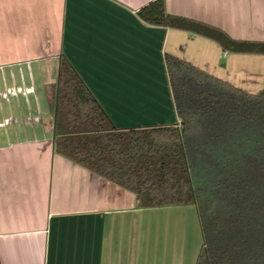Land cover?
<instances>
[{
    "label": "crops",
    "instance_id": "0c3cea01",
    "mask_svg": "<svg viewBox=\"0 0 264 264\" xmlns=\"http://www.w3.org/2000/svg\"><path fill=\"white\" fill-rule=\"evenodd\" d=\"M152 0H0V264H196L194 205L138 207L131 192L54 151L48 90L62 57L118 129L180 124L171 54L250 93L264 55L149 26ZM168 13L264 41V0H165Z\"/></svg>",
    "mask_w": 264,
    "mask_h": 264
},
{
    "label": "trees",
    "instance_id": "16d2710c",
    "mask_svg": "<svg viewBox=\"0 0 264 264\" xmlns=\"http://www.w3.org/2000/svg\"><path fill=\"white\" fill-rule=\"evenodd\" d=\"M137 15L226 54L264 55V41L170 14L165 0ZM164 65L180 124L118 129L62 57L47 94L54 151L134 194L139 208L194 205L203 238L196 264H264V85L250 93L171 54Z\"/></svg>",
    "mask_w": 264,
    "mask_h": 264
},
{
    "label": "built area",
    "instance_id": "2783aa9c",
    "mask_svg": "<svg viewBox=\"0 0 264 264\" xmlns=\"http://www.w3.org/2000/svg\"><path fill=\"white\" fill-rule=\"evenodd\" d=\"M227 54L225 53L224 56H226Z\"/></svg>",
    "mask_w": 264,
    "mask_h": 264
}]
</instances>
